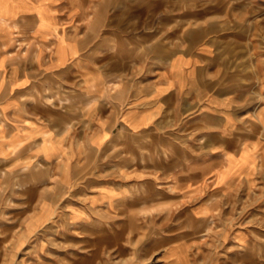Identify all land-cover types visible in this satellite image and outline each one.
Instances as JSON below:
<instances>
[{"label": "rangeland", "instance_id": "374dc122", "mask_svg": "<svg viewBox=\"0 0 264 264\" xmlns=\"http://www.w3.org/2000/svg\"><path fill=\"white\" fill-rule=\"evenodd\" d=\"M58 4L61 22L74 27L83 54L101 70L126 63L151 71L174 53L208 49L211 86L231 100L236 134L264 135V0ZM30 32L25 20L15 22L10 54L32 52ZM115 76L104 79L101 108L122 90ZM51 86L59 103L62 84ZM63 96L66 111L85 119L74 92ZM172 129L80 142L81 158L67 166L68 175L52 163L0 173V264H264V186L249 196L233 191L227 200L189 191L193 144L185 125Z\"/></svg>", "mask_w": 264, "mask_h": 264}, {"label": "crops", "instance_id": "0c3cea01", "mask_svg": "<svg viewBox=\"0 0 264 264\" xmlns=\"http://www.w3.org/2000/svg\"><path fill=\"white\" fill-rule=\"evenodd\" d=\"M21 20L30 25L33 45L32 52L16 56L9 51ZM69 25L61 22L58 0H0V173L52 163L57 173L68 175L67 166L81 158L80 142L103 143L116 131L158 136L157 131L169 133L183 124L193 144L189 191L203 190L207 197L216 191L227 200L233 191L249 196L264 186V135L236 134L231 100L211 86L208 49L174 53L151 71L126 63L105 71L98 59L83 54ZM108 75H121L122 90L101 108L100 89ZM52 83L62 84L54 86L62 94L59 103L50 95ZM68 90L77 98L75 107L85 106V119L76 109L73 115L66 111ZM203 199V204L209 200Z\"/></svg>", "mask_w": 264, "mask_h": 264}]
</instances>
